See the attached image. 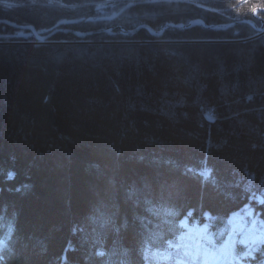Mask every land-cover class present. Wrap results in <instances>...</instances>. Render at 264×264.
I'll list each match as a JSON object with an SVG mask.
<instances>
[{
	"label": "trees",
	"instance_id": "1",
	"mask_svg": "<svg viewBox=\"0 0 264 264\" xmlns=\"http://www.w3.org/2000/svg\"><path fill=\"white\" fill-rule=\"evenodd\" d=\"M101 1L0 0V22L44 35L234 20L189 5L102 20ZM252 3L235 18L264 6ZM19 32L0 24V264H144L188 215H209L218 244L244 205L264 220V35ZM204 40L218 42H192ZM249 262L264 263V245Z\"/></svg>",
	"mask_w": 264,
	"mask_h": 264
},
{
	"label": "rangeland",
	"instance_id": "2",
	"mask_svg": "<svg viewBox=\"0 0 264 264\" xmlns=\"http://www.w3.org/2000/svg\"><path fill=\"white\" fill-rule=\"evenodd\" d=\"M252 1L255 0H106L96 3V5L100 7V9L97 10L98 11L97 14L99 16L98 18L102 20L104 19L113 20L121 16L126 9L131 7H137V8L141 7L140 8L141 11L139 9H136L135 12L140 13L139 15H141L142 17L143 16L142 11L146 10L145 8H150L153 5L155 6L157 5L158 7L162 6L159 8L161 12L165 10L166 11L169 10L170 5H182V6L189 5L193 9L201 10L204 11L205 13H216L218 15L229 16L231 18H234V20H232L231 22H238V21L248 20V19L238 20L235 17H237L236 14L239 13L240 9H242L241 6H244L245 4L251 5L253 4ZM117 2L123 4V5H119L120 9L116 11H109L108 10L109 5L112 4V7H114L113 6L114 3ZM257 8L264 9V6L256 7L255 9ZM100 11L106 12V15L101 17ZM257 16L261 20H264V18H261L259 14H257ZM251 17H252V13H251ZM256 21L259 22V25H257L254 21L255 25L257 27H261V22L259 20ZM63 23L66 22L63 21ZM182 24H187V23H182ZM218 25H223V24H218ZM19 35L20 36L25 35L27 37L33 34L32 32L25 33V31H20ZM263 35H264V31L262 34L256 32L254 35H251L248 38H240L235 41L237 42L250 41L259 38ZM177 42H184V41L171 40L170 43H177ZM192 42H218V41L204 40V41H192ZM228 42H234V41L229 40ZM260 84L264 85L263 83ZM212 116H213L212 111L204 115L207 121H209L208 118L210 119L212 118L213 120H215V117ZM255 199L261 202V198L256 197ZM209 217H210L209 215H206L205 219H209ZM185 219L186 220H182L179 223V229H181L182 231L175 239V241L168 243L166 250H163L162 252H160V254L147 253L145 255V261H144L145 264H193L194 262L195 263L198 262L196 256L200 257L201 255L202 256L208 255V257H211L209 260H211L212 264H250L249 260L253 257L254 253L257 251V249L260 246L264 245V220L259 216L258 212H256L250 204L244 205L242 208L233 212L229 216L227 220L229 232L225 236V239H227L226 242H228V246L227 248L224 249H222V245L219 246L214 241L213 236L209 232L208 223L200 224L197 222V220H192L191 218H189V215ZM188 238H190V240ZM187 241L189 242L188 247H186L185 245L180 246L182 243L184 244Z\"/></svg>",
	"mask_w": 264,
	"mask_h": 264
},
{
	"label": "water",
	"instance_id": "3",
	"mask_svg": "<svg viewBox=\"0 0 264 264\" xmlns=\"http://www.w3.org/2000/svg\"><path fill=\"white\" fill-rule=\"evenodd\" d=\"M259 13H264V9H260V8L255 9L252 12V19L253 20H255V19L259 20L261 22V27H257L252 19L238 21V22H231V23L223 24V25H208L202 19H194V20H191L187 24L165 23L164 25L160 26L158 30L153 29L149 25L142 24V25H139L133 29H125L124 27L120 26V27H115V28L109 27L107 29H99V30L90 31V32H80V31H76V30H72V29L57 28V29L51 31L50 33L41 35L37 32V30L35 29L34 26H29V25L28 26H22V25H18L16 23L10 22L8 20H3L0 22V24L10 26L15 30L32 32L35 39L41 44L48 42L56 33H71L75 37L83 40L87 36H91L93 34H101V33H104L109 37H116L118 35H121V36L130 35L131 36V35H135L137 32H139L142 29L147 30L149 32L150 36L153 37L154 39L159 40V38L162 36L164 31L166 29H169V28H174V29H177L179 31H182V30H188V29H191L194 27H200L204 30L222 31V30H226L230 27L237 26L238 24H246V25H250L251 27H253L257 33L262 34L264 31V20H261L257 16V14H259Z\"/></svg>",
	"mask_w": 264,
	"mask_h": 264
},
{
	"label": "bare ground",
	"instance_id": "4",
	"mask_svg": "<svg viewBox=\"0 0 264 264\" xmlns=\"http://www.w3.org/2000/svg\"><path fill=\"white\" fill-rule=\"evenodd\" d=\"M212 117H213V116H212ZM208 120H209L210 122L213 121L212 118H211V119L208 118ZM182 220H186V219L183 218ZM182 220H181V221H182ZM179 223H180V221H179ZM179 223H178V228H179ZM227 238H228V237H227ZM188 239L190 240V238H188ZM226 240H227V239H225V241H224V243H223V245H222V249L227 248V246H228V242H226ZM188 243H189L188 241H187L186 243H184V244H183V243L181 244V242H180V244H181L180 246H182V245L184 246V245H185L186 247H188V245H189ZM198 254H199V253H198ZM196 258H197V261H198V262H197V263L194 262L193 264H212L211 260H209L211 257H208V255H206V256H202V255H201L200 257L196 256ZM196 258H195V259H196ZM214 260H215V259H214Z\"/></svg>",
	"mask_w": 264,
	"mask_h": 264
}]
</instances>
